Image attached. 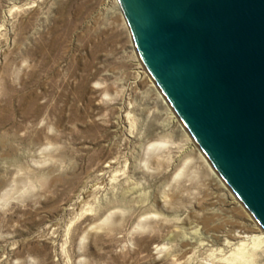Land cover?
<instances>
[{
	"label": "rangeland",
	"instance_id": "obj_1",
	"mask_svg": "<svg viewBox=\"0 0 264 264\" xmlns=\"http://www.w3.org/2000/svg\"><path fill=\"white\" fill-rule=\"evenodd\" d=\"M135 49L114 0H0V264H228L264 232Z\"/></svg>",
	"mask_w": 264,
	"mask_h": 264
},
{
	"label": "water",
	"instance_id": "obj_2",
	"mask_svg": "<svg viewBox=\"0 0 264 264\" xmlns=\"http://www.w3.org/2000/svg\"><path fill=\"white\" fill-rule=\"evenodd\" d=\"M136 52L264 230V0H118Z\"/></svg>",
	"mask_w": 264,
	"mask_h": 264
},
{
	"label": "bare ground",
	"instance_id": "obj_3",
	"mask_svg": "<svg viewBox=\"0 0 264 264\" xmlns=\"http://www.w3.org/2000/svg\"><path fill=\"white\" fill-rule=\"evenodd\" d=\"M114 1H115L116 5L118 6V9L120 10V12H121V14H122V16L124 18V15L122 13V9H121V6L119 4V1L118 0H114ZM124 20H125V18H124ZM154 85H156V84H154ZM158 94H159L160 98L163 99V101L166 103V105L168 107H171L170 104H169V102L166 100L165 96L159 90H158ZM175 117L177 118V115ZM175 122H177L179 124L181 123L180 125H181L182 129L185 130L186 132H188L187 128L184 126V124H182V122L180 121L179 118H177L175 120ZM152 146H155V145H152ZM188 148L189 149L191 148L192 150L199 151V153L202 155V157L205 159V161L209 164L208 158L205 156V154L203 153V151L198 146V144L196 143L195 140H193V142L191 141L189 143V147ZM111 163L113 164L114 162H111ZM107 167H113V165H107ZM210 168L212 169V166L211 165H210ZM212 171H213V175H214L215 181L218 184L223 185L224 183L221 182V181H223L222 180L223 178L220 176V174L215 169H212ZM114 179H116L115 176H114V178L111 179V182L109 183L110 184V187H111L112 182H113ZM109 189H111V188H109ZM128 192L129 193H135L136 192V188L135 187H132V188H130L128 190ZM111 210H109V211H111ZM196 231L197 230L194 227H192L190 229V231L186 235V242H187V244L190 247H193V246H202V247L203 246H209V243L211 242V240H209V239H207L205 237H202V236L196 237L195 236ZM198 234H200V233H198ZM261 245H264V232L262 230H257L256 228H254V229H251L249 231H247L246 229L237 231V232H235V235H233L232 242H231V240L230 241H226L225 242V245H224L225 246V249H227V251L230 252V255L229 256L223 255V257L220 260H222V262H224L223 260H229V262L230 261H236V262H241L243 264H247L252 259L253 253L256 250V248H258ZM223 250H224V248H223ZM223 250H222V252H223ZM227 251H225L224 254ZM229 262H228V264H229Z\"/></svg>",
	"mask_w": 264,
	"mask_h": 264
}]
</instances>
